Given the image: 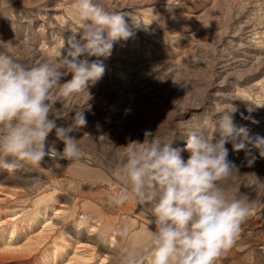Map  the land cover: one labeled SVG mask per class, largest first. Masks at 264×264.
Instances as JSON below:
<instances>
[{
  "label": "rangeland",
  "instance_id": "374dc122",
  "mask_svg": "<svg viewBox=\"0 0 264 264\" xmlns=\"http://www.w3.org/2000/svg\"><path fill=\"white\" fill-rule=\"evenodd\" d=\"M72 3L0 0V42H11V53L28 66L56 62L65 35L79 28ZM99 3L126 12V21L138 27L114 45L102 79L55 104L58 124L75 111L85 115L86 125L74 133L78 158L0 169V264H122L121 249L141 247L152 225L140 207L148 213L149 206L129 201L118 207L109 198L120 189L117 147L142 141L145 130L183 148L192 131L211 135L216 115L234 107L237 126L264 136V0ZM226 146L238 171L222 184L251 211L215 264H264V158L254 153L249 166L243 151ZM123 225L126 240L109 232ZM140 264H148L147 256Z\"/></svg>",
  "mask_w": 264,
  "mask_h": 264
},
{
  "label": "clouds",
  "instance_id": "9594fccd",
  "mask_svg": "<svg viewBox=\"0 0 264 264\" xmlns=\"http://www.w3.org/2000/svg\"><path fill=\"white\" fill-rule=\"evenodd\" d=\"M71 15L79 28L65 35L56 62L28 66L11 53V42H0V169L11 172L21 165H38L45 157L78 158L74 133L86 125L85 115L75 111L70 121L58 124L55 104L102 79L114 45L131 39L138 27L126 21V12L107 11L99 0H73ZM235 111L233 107L218 113L211 135L192 131L183 148L174 146L176 139L149 130L142 141L117 147L122 153L115 168L120 189L110 203L148 205L152 225L141 247L121 249L122 264H140L145 256L148 264H215L234 245L251 209L222 184L238 171L226 145L233 152L243 151L249 166L254 153L264 158V136L237 126ZM50 134L55 137L51 141ZM109 232L122 240L129 235L126 225Z\"/></svg>",
  "mask_w": 264,
  "mask_h": 264
},
{
  "label": "bare ground",
  "instance_id": "6f19581e",
  "mask_svg": "<svg viewBox=\"0 0 264 264\" xmlns=\"http://www.w3.org/2000/svg\"><path fill=\"white\" fill-rule=\"evenodd\" d=\"M68 161V160H67ZM84 162H86L88 165H91V163L90 162H87V161H84ZM45 208H47V206L45 207ZM140 209H141V213L143 214V215H148V213L145 211V209H143L142 207H140ZM149 216V215H148ZM86 222V220H85V218L84 219H82V223L84 224ZM87 223V222H86ZM88 224V223H87ZM87 226V225H86ZM100 226V225H99ZM141 228H144V229H146L144 226H141ZM141 230V229H140ZM137 234H136V236H137V238H139V234H140V231H138V232H136Z\"/></svg>",
  "mask_w": 264,
  "mask_h": 264
}]
</instances>
